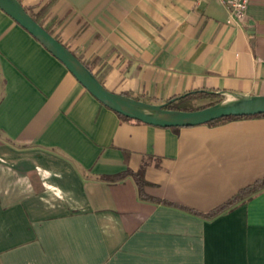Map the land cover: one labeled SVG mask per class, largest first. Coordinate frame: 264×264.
<instances>
[{
    "label": "crops",
    "instance_id": "0c3cea01",
    "mask_svg": "<svg viewBox=\"0 0 264 264\" xmlns=\"http://www.w3.org/2000/svg\"><path fill=\"white\" fill-rule=\"evenodd\" d=\"M19 3L111 93L264 97V0ZM262 179L264 117L123 120L0 10V264H264V188L206 217Z\"/></svg>",
    "mask_w": 264,
    "mask_h": 264
},
{
    "label": "water",
    "instance_id": "95a60500",
    "mask_svg": "<svg viewBox=\"0 0 264 264\" xmlns=\"http://www.w3.org/2000/svg\"><path fill=\"white\" fill-rule=\"evenodd\" d=\"M0 10L60 61L98 102L127 119L150 126L172 128L200 126L227 117H251L264 114V97L228 94V98L205 108L182 111L166 109V104H148L121 94L111 93L73 53L41 27L25 11L19 1L0 0Z\"/></svg>",
    "mask_w": 264,
    "mask_h": 264
},
{
    "label": "trees",
    "instance_id": "16d2710c",
    "mask_svg": "<svg viewBox=\"0 0 264 264\" xmlns=\"http://www.w3.org/2000/svg\"><path fill=\"white\" fill-rule=\"evenodd\" d=\"M19 1V0H17ZM32 18L33 16L27 11L25 10ZM34 19V18H33ZM35 20V19H34ZM196 96V93L195 94H187V95H184L183 97H180L178 99L174 98V99H171L170 101L167 102L166 104V109H169V110H186V109H182L178 102L176 101H186L192 97ZM215 104V103H213ZM211 104V105H213ZM210 106V105H208ZM207 106H203V107H200L198 109H202V108H205ZM198 109H194V110H198ZM117 114V113H116ZM118 117H120L121 119L123 120H131V119H127L119 114H117ZM253 117H264V114L263 115H258V116H251V117H227V118H223V119H219V120H216V121H213V122H210L206 125H213L215 123H218L219 121L221 120H228V119H240V118H253ZM131 121H134V120H131ZM137 123H141L139 121H135ZM143 124V123H141ZM125 174H130L136 181L137 185L139 186V189L140 187H142L145 182H144V179H143V173H142V169L139 170L138 172L136 173H129L128 171L125 172ZM264 188V179L260 180V181H256L255 183H253L252 185H249L247 186L244 190H242L233 200L229 201L227 204L223 205L222 207H219L217 209H215L214 211H212L210 214H208L206 217H213L217 214H219L220 212H222L223 210H225L226 208L230 207L231 205H233L236 201H238V199H241L245 196H250L260 190H262Z\"/></svg>",
    "mask_w": 264,
    "mask_h": 264
},
{
    "label": "built area",
    "instance_id": "2783aa9c",
    "mask_svg": "<svg viewBox=\"0 0 264 264\" xmlns=\"http://www.w3.org/2000/svg\"><path fill=\"white\" fill-rule=\"evenodd\" d=\"M236 21L242 22L246 16L249 0H222Z\"/></svg>",
    "mask_w": 264,
    "mask_h": 264
},
{
    "label": "rangeland",
    "instance_id": "374dc122",
    "mask_svg": "<svg viewBox=\"0 0 264 264\" xmlns=\"http://www.w3.org/2000/svg\"><path fill=\"white\" fill-rule=\"evenodd\" d=\"M200 105H194V106H190L188 109H186L185 107H182V108H185L186 110L185 111H193L194 109L196 108H199Z\"/></svg>",
    "mask_w": 264,
    "mask_h": 264
}]
</instances>
